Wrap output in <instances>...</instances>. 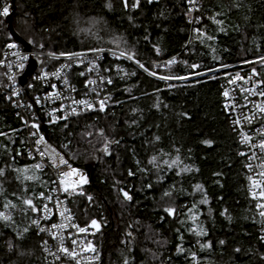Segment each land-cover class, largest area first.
<instances>
[{
	"label": "trees",
	"instance_id": "1",
	"mask_svg": "<svg viewBox=\"0 0 264 264\" xmlns=\"http://www.w3.org/2000/svg\"><path fill=\"white\" fill-rule=\"evenodd\" d=\"M133 2L12 0L9 7L15 33L31 39L30 48L60 53L106 46L134 53L160 76L185 77L165 81L116 59L104 111L43 123L48 140L88 172L82 194L70 201L74 216L80 224L99 222L101 264H264L261 217L221 94V83L235 71H254L264 85V0H199L194 15L188 0H139L135 9ZM6 17H0V43L14 39ZM0 81L11 83L3 70ZM25 131L0 91V212L9 217L0 218V264H46L32 223L39 210L23 200L39 209L40 193L52 182L33 167ZM166 206L175 208L173 217Z\"/></svg>",
	"mask_w": 264,
	"mask_h": 264
},
{
	"label": "built area",
	"instance_id": "2",
	"mask_svg": "<svg viewBox=\"0 0 264 264\" xmlns=\"http://www.w3.org/2000/svg\"><path fill=\"white\" fill-rule=\"evenodd\" d=\"M11 1L12 0H3L0 10L3 9L5 4H8L10 7ZM198 2L199 0H194V4L188 3L189 8L192 9L191 12L193 15L198 9ZM192 21H195L194 16L192 17ZM8 43H17L18 47L9 49L7 47ZM94 48H102L104 51H90V49L93 48L74 50L68 52L80 53L81 55L77 57H67L61 56L60 53L62 52H49L36 48L26 49L20 46V43L15 39L0 43V70H3L7 76L12 77L10 80L11 83L3 84L0 81V91L7 99L12 101L17 115L21 116L24 121L29 158L34 161L35 165H40L37 169L47 171L51 177V187L46 192H43V197L40 196L39 205V209H43V207L47 205L51 211L45 213L39 210L36 219L40 220V224H34L37 234L41 236L42 256L46 264H77V261H79V264L102 263V255L95 242L97 230H95V227H93L91 223L80 224L76 220L70 206L71 199L83 192L82 187L84 183L77 184L75 190L69 188L68 191H64L59 184L60 173L69 171L68 165L77 170L76 175L66 178L70 183L79 181L81 175L87 178L88 172L83 167L73 165L67 159L64 152L48 140L46 133L42 129L43 123L45 121L51 122L53 115L57 117L66 116L67 119L73 115L72 108L77 109L76 113L89 110L82 105L73 104V100H87L93 104L92 109L97 110H99L98 101L105 100L106 109L110 98L109 87L112 85V83H107V80L111 79L109 74L110 64L116 59H125L139 67L134 60H129L126 56H120L121 50L106 46ZM14 53H16V55H14ZM49 53H54L55 55H49ZM19 55H27L29 57V59L23 61V68L18 67L20 63L18 59ZM31 59L36 60L37 65L33 72L27 76L25 83L21 84L18 77L28 68ZM246 62H248V60L240 63ZM9 65H11V67H9ZM61 65H64V67H61ZM92 65H95V67H92ZM224 67L226 66L220 68ZM89 68L92 70L89 71ZM57 69H60L59 73L57 75H52ZM141 70L144 71L143 69ZM43 73H47L48 75L45 76ZM80 73H84V75H80ZM146 73L149 74V72ZM150 76L155 78L160 77L158 74ZM101 78H103V82H101ZM90 79L96 80V84L86 83V81ZM230 80L232 83H229ZM253 84L256 85L255 88H253ZM29 85H31V87ZM53 85H55V90H53ZM34 87H38V90H33ZM249 88L252 89L251 93L246 91ZM73 89L75 90L73 91ZM242 89L244 91H242ZM225 90L229 93L227 97L223 95ZM260 91H264V85L254 71H235L221 83V94L224 106L230 116L233 130L240 141L241 132L251 137L246 143H241L242 147L239 155L243 153L241 156L245 157L246 165L250 164L252 166L251 170L246 167V171L248 177L251 176L255 180L260 179L259 173L262 171L260 164L264 161V152H261L258 146L252 147L253 144L258 145L259 141L264 139V135L261 134V129L264 128V113H260L254 107V105L264 103V96L258 94ZM48 93H53V96L46 99ZM56 93H59V96H56ZM37 99H39V104L36 102ZM62 104L64 105L63 109L60 108ZM29 105H31V107H28ZM52 109H57V111L53 113ZM245 116L249 118L251 123L244 120ZM58 120L65 119L58 118L56 121ZM233 121H239V124L237 125L233 123ZM32 123L38 124L39 129H33L31 127ZM33 133H35V135H33ZM41 135L44 136L45 142L50 145L51 148H55L56 152L67 160V165L60 164L58 158L55 160L50 158V151L45 149V143L42 142L39 145L35 143ZM41 152L45 154L41 156ZM250 187L251 182L249 181L248 192L253 199L249 191ZM253 191H258V189H253ZM254 201L256 207L258 200L254 199ZM259 202L264 203V200ZM64 209H68V212H65L62 216L60 213L63 212ZM256 210L258 212L260 211L257 207ZM61 223H64L66 227L63 229H53L51 227L52 224ZM73 224L78 227H84L87 230L81 233L78 231V228L72 227ZM41 228L45 230L40 231ZM262 228H264V223L260 226L259 237L264 234L261 231ZM52 233H56L55 238H53ZM61 238L63 247L70 250L75 248V258L59 251L61 247ZM73 240L76 241L75 245L72 243ZM89 241L92 243L94 251L88 250L87 245ZM82 242L83 247L81 246ZM261 243L263 245L264 254V242L261 241Z\"/></svg>",
	"mask_w": 264,
	"mask_h": 264
},
{
	"label": "snow or ice",
	"instance_id": "3",
	"mask_svg": "<svg viewBox=\"0 0 264 264\" xmlns=\"http://www.w3.org/2000/svg\"><path fill=\"white\" fill-rule=\"evenodd\" d=\"M151 2H152V0H149V3H151ZM188 3L189 4H194V0H188ZM138 5H139V0H134V2L132 3L131 7L133 9H135V8L138 7ZM108 6L110 7L111 5L109 4ZM124 6L125 7L128 6L127 0H124ZM189 11H192V9L190 8ZM8 15H9V5L8 4H5L3 6V9L0 10V16H8ZM197 19H199V18L197 17ZM216 23H222V22L221 21H216ZM196 31L199 32L198 29ZM201 35H203V34L201 33ZM145 39H147V37H145ZM208 39H213V37H208ZM27 43L31 44V43H33V41L31 39H29L27 41ZM7 47L9 49H14V48H17L18 47V44L17 43H8L7 44ZM90 51H93V52H103L104 49H102V48H93V49H90ZM156 51H157V53H159V48H156ZM14 55H16V53H14ZM49 55H55V54L54 53H49ZM60 55L61 56H67V57H77V56H79L81 54L80 53H73V52H67V53L62 52V53H60ZM120 56H126L129 60H134V62L141 69H143L146 72H149L150 75H156L155 72H150L149 69L146 68L145 65L143 63H141L139 60H135V54L134 53L121 51L120 52ZM18 59L20 60V63L18 64V67L23 68L24 67L23 61L29 59V57L27 55H19L18 56ZM260 60H261L262 63H264V57H261ZM174 62H175V58H172L171 60L167 61L166 63L167 64H172ZM9 67H11V65H9ZM61 67H64V65H61ZM92 67H95V65H92ZM192 67L193 68H196L197 65L194 64V65H192ZM91 70L92 69L89 68V71H91ZM59 71H60V69H57V71L55 73H52V75H57L59 73ZM43 75L47 76L48 74L47 73H43ZM80 75H84V73H80ZM159 78L162 79V80H165V81H167V80H173V79H185V77H179V76H160ZM9 79L11 80L12 77L9 76ZM101 82H103V78H101ZM86 83L96 84V80L90 79V80L86 81ZM107 83L108 84H111L112 83V80L111 79H108L107 80ZM229 83H232V81L230 80ZM29 86L31 87V85H29ZM52 87H53V90H55V85H53ZM255 87H256V85L253 84V88H255ZM74 90L75 89H73V91ZM242 91H244V90L242 89ZM246 91H248L249 93H251L252 92V89L249 88ZM13 94H15V93H13ZM258 94L260 96H264V91H260ZM223 95L225 97H227L229 95L228 91L225 90V92L223 93ZM52 96H53V93H48V95L46 96V99H49ZM56 96H59V93H56ZM36 102H37V104H39V99H37ZM72 103L73 104L82 105V106H84L87 109H92L93 108V104L90 103V102H88L87 100H84V99L73 100ZM98 104H99V110L101 112L104 111V109H105V100H99L98 101ZM28 107H31V105H29ZM254 107L260 113H264V103L254 105ZM60 108L63 109L64 108V105L62 104L60 106ZM56 111H57V109H52V112L53 113H55ZM76 112H77V109L76 108H72V113L75 114ZM58 118L59 119H66V116H64V117H57V116L53 115L51 122L52 123H55V121ZM244 120H246L249 123H251V121L249 120V118L247 116L244 117ZM233 123H235V124L238 125L239 124V121H233ZM31 127L33 129H37V130L39 129V125L36 124V123H32L31 124ZM100 133L103 134V130L102 129L100 130ZM261 134L264 135V128L261 129ZM0 135H2V133H0ZM33 135H35V133H33ZM240 135H241V141H240L241 143H246L247 141H249L251 139V137H249L248 135L244 134L243 132H241ZM157 139H158V137H157ZM42 142L45 143V149L48 150V151H50V158H52L54 160L56 158H58L59 159V163L62 164V165H67L68 164L67 160H65L63 156H60L56 152V149L55 148H51V146L48 145L45 142V138H44L43 135L39 136V138L35 141V143L37 145L41 144ZM109 143H110V141L107 138H105L104 148H103V151L105 153L108 152V144ZM202 143H204L206 145H211L212 144V141L211 140H204V141H202ZM257 146L259 147V149H260L261 152H264V139H261L259 141L258 145H256V144H253L252 145V147H257ZM44 154H45L44 152H41L40 153L41 156H43ZM240 155H243V153H240ZM155 159H156L155 157H152L149 162L152 163L153 161H155ZM165 164H167V161H165ZM168 166L171 167V165H168ZM33 167L39 168L40 165L37 164V165H34ZM245 167H247V168H249V170H251V167L252 166L250 164H248V165H245ZM260 167L262 169V171L259 173L260 179L259 180H255L251 176H249L248 179L251 182V187H250L249 191H250L253 199H257L258 200V202L256 204V207H257V209L260 210L259 211V216L261 217V222L264 223V203H260L259 202L261 200H264V186H262V185H264V161L261 162ZM68 168H69V171H67V172H61L60 173L59 184L64 189V191H68L69 188H72L73 190H75L77 184L87 183V178L84 177V176H82V175L80 176L79 181H77V182H71V183L68 182L66 180V178L68 176L76 175V173H77V170L74 169V168H72L70 165H68ZM185 170H187V169H185ZM16 171H18V172H26L27 171V168H25V169H17ZM3 174H4V170L3 169H0V176H2ZM128 174L130 176L133 175V173L131 171H129ZM17 179H19V176L17 177ZM24 179H26V180H32V179H34V177L33 176L25 175ZM148 187H151V185H148ZM195 187L196 188H200L201 186L200 185H196ZM253 189H258V191H253ZM120 191H121V193H122V195H123V197H124L125 200H131L132 199V197L129 195V193L127 191H125L123 189H121ZM163 195L164 196H170L171 195V192L170 191H165L163 193ZM40 196L43 197L44 196V193H40ZM89 199H91V197H89ZM10 203L11 202L9 201L8 204H5V207L7 208ZM23 203L25 205H28L32 212H37L38 210H40V211H43L45 213H48V212L51 211V209H49L47 207V205H45L43 207V209H38V207L33 204L32 199H24L23 200ZM203 203H207V200L205 199L203 201ZM12 206L15 207V205H12ZM194 207H195V205H193V208ZM163 211L165 213H167V215L172 216V215H174L175 209L173 207L166 206V207L163 208ZM65 212H68V209H64V211L61 212L60 215L63 216ZM221 215H224V212H222ZM0 218H3L4 220H8L9 219V217L8 216H5V214L2 213V212H0ZM190 218L193 219V220L196 219L195 216H192ZM32 223L35 224V225H39L40 224V220L39 219L33 220ZM91 225L93 227H98L97 221L95 219H93L91 221ZM51 227L53 229H63V228L66 227V225L64 223H61V224H52ZM72 227L78 228V231L81 232V233H83V232H85L87 230L86 228H84V227H78L75 224H73ZM44 230L45 229H43V228L40 229V231H44ZM24 231L27 232L28 229L25 228ZM261 231H262V233H264V228H262ZM202 234H204L203 233V230L196 232V235L197 236H200ZM52 235H53V238H55L56 233H52ZM129 235H131V233H129ZM259 238H260V240L262 242H264V234H262ZM72 243H73V245H75L76 244V241L73 240ZM219 243L220 244H224V241L221 240ZM81 246L83 247V242H82V245ZM208 246L209 245H207V244H201V248L208 247ZM9 247H11V245H9ZM87 247H88V250L94 251V247H93V245H92V243L90 241L88 242ZM45 250H47V249H45ZM59 251L62 252V253H65L68 256L73 257V258H75V256H76V250H75V248H73V249L70 250V249L62 246V238H61V247L59 248ZM177 251L178 252L179 251H183V249H181L179 246H177ZM235 251L239 252L240 249H235ZM192 259H193V261L196 260V254L195 253H192ZM77 264H79V261H77ZM123 264H128V260L125 259L123 261Z\"/></svg>",
	"mask_w": 264,
	"mask_h": 264
},
{
	"label": "water",
	"instance_id": "4",
	"mask_svg": "<svg viewBox=\"0 0 264 264\" xmlns=\"http://www.w3.org/2000/svg\"><path fill=\"white\" fill-rule=\"evenodd\" d=\"M11 17L12 15L9 14L7 17H6V20L8 21L9 23V27H10V33L12 34V36L14 37L15 40H17L19 43L22 44V46L26 49H29L30 48V45L29 43H27L26 40H24L22 37H20L19 35H17L14 31V28L12 26V23H11ZM37 65V61L34 60V59H31L30 60V64L28 66V68L24 71L23 74L19 75V81L21 84L25 83L26 79H27V76L30 75L33 70L35 69ZM174 208V207H173ZM175 209V208H174ZM175 213V212H174ZM174 215H172L171 217H173Z\"/></svg>",
	"mask_w": 264,
	"mask_h": 264
},
{
	"label": "rangeland",
	"instance_id": "5",
	"mask_svg": "<svg viewBox=\"0 0 264 264\" xmlns=\"http://www.w3.org/2000/svg\"><path fill=\"white\" fill-rule=\"evenodd\" d=\"M108 152H109V149H108ZM97 225H98V227H95V230H100V228H101V226H100V224H99V222H97Z\"/></svg>",
	"mask_w": 264,
	"mask_h": 264
}]
</instances>
